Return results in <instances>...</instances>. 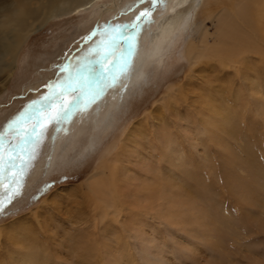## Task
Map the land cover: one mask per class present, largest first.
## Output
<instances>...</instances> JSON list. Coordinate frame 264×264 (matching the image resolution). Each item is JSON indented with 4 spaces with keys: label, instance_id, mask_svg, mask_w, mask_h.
<instances>
[{
    "label": "rangeland",
    "instance_id": "1",
    "mask_svg": "<svg viewBox=\"0 0 264 264\" xmlns=\"http://www.w3.org/2000/svg\"><path fill=\"white\" fill-rule=\"evenodd\" d=\"M219 2L213 18L206 8L177 28L147 63V78L120 100L110 91L58 139L49 129L0 216V264H264V52L246 54L253 67L241 65L240 74L210 55L191 72L187 54L203 27L216 35L244 3ZM134 4L100 0L86 12L52 15L0 91V131L64 78L60 69L100 26L131 23L149 7ZM163 12H153L151 33ZM112 154L118 205L104 216L89 185Z\"/></svg>",
    "mask_w": 264,
    "mask_h": 264
},
{
    "label": "snow or ice",
    "instance_id": "2",
    "mask_svg": "<svg viewBox=\"0 0 264 264\" xmlns=\"http://www.w3.org/2000/svg\"><path fill=\"white\" fill-rule=\"evenodd\" d=\"M147 3L128 24H106L89 37L87 50L60 71L64 78L47 85V93L29 103L0 131V216L19 194L52 129L58 139L76 119H83L107 94L124 87L143 48L145 33L155 23L153 12L167 11L168 0H136Z\"/></svg>",
    "mask_w": 264,
    "mask_h": 264
},
{
    "label": "bare ground",
    "instance_id": "3",
    "mask_svg": "<svg viewBox=\"0 0 264 264\" xmlns=\"http://www.w3.org/2000/svg\"><path fill=\"white\" fill-rule=\"evenodd\" d=\"M74 1L0 0V29L2 32L0 38V91L5 90L8 85L23 46L39 28L41 29L46 24L52 15L59 17L66 13L86 12L100 0H82L81 2L76 1V3ZM242 1L244 3H240L241 5L233 11L234 21L232 19L225 22L220 20L218 30L215 31L216 35L210 34L209 29L203 27L197 40L189 43L187 54L191 61V72H194L196 64L207 55L212 56V61L219 62L222 67L233 68L237 74L242 71L241 65L244 66V71L252 69L253 66L244 60L246 54L264 52V0ZM219 3V0H168L167 11L163 12L156 29L149 35L147 48H142L130 80L124 87L116 90L118 100L124 97L132 87L147 78L145 73L147 63L151 58L161 55V50L167 47L170 44L169 40H173L176 36L177 28H186L194 19V13L197 15L200 10L206 8L209 19L213 18V12L216 11ZM250 15L251 17H249ZM251 25H257V29L263 28V30L258 33L249 30L248 27ZM238 27L243 30L239 32ZM231 29L234 30L233 34ZM250 75L251 73H248L245 76L249 78ZM172 90H175L174 87ZM172 90H170L171 97H173ZM107 118L108 116L105 120L99 119L106 122ZM108 161L110 165L107 162L104 167H100V170L93 174L92 183L89 185L90 192L99 197L100 204L103 203L107 206L102 209L104 216L108 214V210L113 209L109 207L110 204L118 205V199L114 200L117 192H115L116 184L113 183L117 169V156L112 154ZM114 209L113 211H115Z\"/></svg>",
    "mask_w": 264,
    "mask_h": 264
}]
</instances>
